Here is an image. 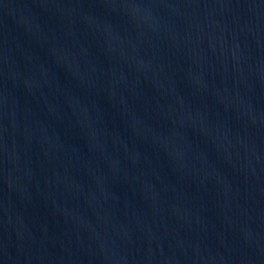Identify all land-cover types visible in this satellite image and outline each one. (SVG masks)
<instances>
[{"label": "water", "instance_id": "1", "mask_svg": "<svg viewBox=\"0 0 264 264\" xmlns=\"http://www.w3.org/2000/svg\"><path fill=\"white\" fill-rule=\"evenodd\" d=\"M0 264H264V0H0Z\"/></svg>", "mask_w": 264, "mask_h": 264}]
</instances>
